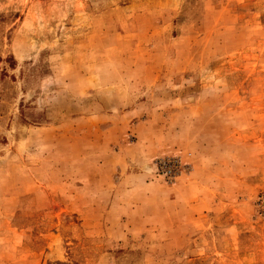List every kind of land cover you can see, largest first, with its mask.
<instances>
[{"label": "rangeland", "instance_id": "1", "mask_svg": "<svg viewBox=\"0 0 264 264\" xmlns=\"http://www.w3.org/2000/svg\"><path fill=\"white\" fill-rule=\"evenodd\" d=\"M0 264H264V0H0Z\"/></svg>", "mask_w": 264, "mask_h": 264}]
</instances>
